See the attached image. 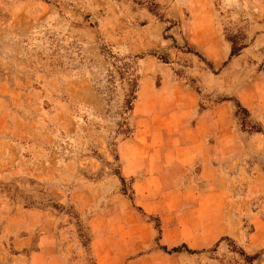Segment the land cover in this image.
Here are the masks:
<instances>
[{
	"label": "rangeland",
	"instance_id": "1",
	"mask_svg": "<svg viewBox=\"0 0 264 264\" xmlns=\"http://www.w3.org/2000/svg\"><path fill=\"white\" fill-rule=\"evenodd\" d=\"M146 57L196 92L198 111L224 103L223 131L214 118L200 132L232 139L215 165L239 236L215 255L176 249L264 264V0H0V264H95L89 221L122 205L159 245L121 174L122 144L170 139L135 106Z\"/></svg>",
	"mask_w": 264,
	"mask_h": 264
},
{
	"label": "crops",
	"instance_id": "2",
	"mask_svg": "<svg viewBox=\"0 0 264 264\" xmlns=\"http://www.w3.org/2000/svg\"><path fill=\"white\" fill-rule=\"evenodd\" d=\"M197 26L191 24L189 35L206 47L208 39L196 32ZM154 62L146 57L140 63L135 106L151 122L147 125L158 121L159 135L170 139H132L129 142L143 146L130 154L122 144L121 174L134 177L136 208L157 218L159 245L154 244L151 224L122 205L114 216L115 210H107L102 218L89 221V249L95 264H196L201 257L194 253L171 250L180 246L185 251H203L215 246V255L223 250L222 237L237 238L240 233L235 220H226L224 181L215 165L232 139H203L200 132L203 127L209 134L207 123L214 118L223 131L226 105L198 111L196 92L176 80L167 65ZM154 75H159L157 86ZM193 134L195 139L187 138ZM99 219L104 223L98 228ZM117 220L120 230H110ZM203 256L206 264H220L214 256Z\"/></svg>",
	"mask_w": 264,
	"mask_h": 264
},
{
	"label": "trees",
	"instance_id": "3",
	"mask_svg": "<svg viewBox=\"0 0 264 264\" xmlns=\"http://www.w3.org/2000/svg\"><path fill=\"white\" fill-rule=\"evenodd\" d=\"M235 54H236V53H235L234 49H232V51H231V56H233V55H235ZM133 99H135V96H133ZM171 251L177 252V251H179V250L176 249V248H174V249H172Z\"/></svg>",
	"mask_w": 264,
	"mask_h": 264
}]
</instances>
